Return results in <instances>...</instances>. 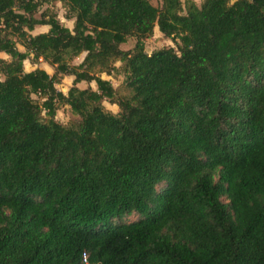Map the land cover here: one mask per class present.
Returning <instances> with one entry per match:
<instances>
[{
	"label": "trees",
	"instance_id": "16d2710c",
	"mask_svg": "<svg viewBox=\"0 0 264 264\" xmlns=\"http://www.w3.org/2000/svg\"><path fill=\"white\" fill-rule=\"evenodd\" d=\"M0 52V264H264V0H0Z\"/></svg>",
	"mask_w": 264,
	"mask_h": 264
},
{
	"label": "rangeland",
	"instance_id": "374dc122",
	"mask_svg": "<svg viewBox=\"0 0 264 264\" xmlns=\"http://www.w3.org/2000/svg\"><path fill=\"white\" fill-rule=\"evenodd\" d=\"M154 6L159 7L162 3V0H149ZM197 4L200 3V0H194ZM46 9H49L52 11L54 14L57 15V18L63 24L64 26L72 29L73 28V20L68 19V9L65 5H63L61 2H50V3H44L42 4L38 10L33 13L32 15L36 18H39L41 12L45 11ZM50 29L48 25L44 26H37L33 30V34H38L41 32H47ZM135 38L129 37L127 39V42L123 45H121V48L124 50H128L133 48L135 45ZM178 43H180L178 41ZM165 47H174L177 49V43L174 42L172 39L164 36L159 30L158 27L155 28L153 35L148 38L145 41V51L146 53L150 54L153 51H156L161 48ZM19 50L24 51V48L20 45H18ZM84 55H80L79 57L75 58L72 63L73 64H78L81 62L83 59ZM0 58H3L7 61L10 60V57L6 55L3 52H0ZM117 66L120 65V62L116 63ZM36 68H42L45 69L50 75L54 73L53 68L45 61H42L39 59L38 61H33V60H25L24 61V70L25 71H32ZM101 77L105 80H109L112 84V86L116 89L117 95L119 97L126 96L129 94L126 86H125V77L123 73H116L113 75H107L105 73L101 74ZM4 76L0 73V80H3ZM72 81H73V76H63L61 79V82L56 85V88L60 91H62L64 94L67 93L68 89L72 86ZM80 88H87V87H92L93 89H96V85L94 82L92 83H86V82H81L78 84ZM31 97L41 103V98L39 95L32 94ZM103 106L105 107L106 110H109L113 113L118 112V106L116 104H112L108 102L107 100L103 101ZM44 116V115H43ZM56 121H58L61 124L64 125H72L78 122L80 119L78 115H75L72 113L70 107L65 104H58V108L56 110V115H55ZM128 219H136L135 217L131 216Z\"/></svg>",
	"mask_w": 264,
	"mask_h": 264
}]
</instances>
